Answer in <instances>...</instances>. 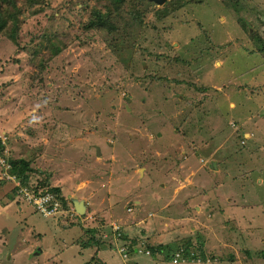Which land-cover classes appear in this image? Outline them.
Listing matches in <instances>:
<instances>
[{"label":"rangeland","instance_id":"1","mask_svg":"<svg viewBox=\"0 0 264 264\" xmlns=\"http://www.w3.org/2000/svg\"><path fill=\"white\" fill-rule=\"evenodd\" d=\"M53 1L65 0H16L20 36L0 31V264L152 262L115 251L112 240L94 251L95 237L117 225L162 243L152 257L161 264L174 240L214 232L227 249L205 251L201 241L206 264H264V0H80L82 21L93 9L112 19V29L94 30L75 14L50 25ZM173 56L178 63L163 68ZM156 74L177 107L165 111L161 89L149 90ZM9 158L29 161V186ZM36 185L58 203L63 196L69 220L27 205ZM72 198L84 201L83 214Z\"/></svg>","mask_w":264,"mask_h":264},{"label":"trees","instance_id":"2","mask_svg":"<svg viewBox=\"0 0 264 264\" xmlns=\"http://www.w3.org/2000/svg\"><path fill=\"white\" fill-rule=\"evenodd\" d=\"M79 1L80 0H65L64 2L63 1H61V2L53 1L52 3L47 4L49 6L50 12L46 15H48V16L54 15L55 16L54 19H51L50 17L47 16L48 18H50V20H49L50 25H52L54 21H58V22L61 21V19H59L60 16L64 17L66 20H68L69 23H71V21L65 15L75 14L76 12L73 10V7ZM111 1L113 4L116 3V5L119 7L122 4V2H124L125 0H111ZM57 4H60L61 8L63 7V10H64L63 14L60 11L61 8L56 9L57 13H55V14L51 13V10L55 11ZM86 7L88 9H90L88 7V5H86ZM75 15L77 17H76V20L73 19V22L81 24V26L84 30H90V29L94 30L97 27L98 28L112 29L114 27L112 25V19H111V21L109 20L107 13H102L100 10H97V9H93L91 12H89V16H87L86 20H84V21L81 20V15H79V14H75ZM131 17H133V19L136 20L135 15L131 16ZM18 19H19V14H18V10H17L16 0H0V31H2L5 28L8 29L6 31V36L9 37L12 41L15 38L14 42H16V37L18 36V33L20 36V32H19L20 25H19ZM137 21L139 22V20H137ZM91 33H94V31H92ZM48 34H49V37L54 36L53 33H48ZM46 36H47V34H46ZM86 37L88 38L89 34H87ZM58 38H59V35L57 33L56 34V40H58ZM48 40L51 42L50 39H48ZM60 40H61V38H60ZM65 40L66 39L62 40L60 46L59 45L55 46L52 50L53 52H51V51L50 52L53 53L54 55L58 54L60 52V50L63 49L64 46L66 47ZM85 41H87V40H85ZM176 58H177V56H173L170 59L171 60L170 62L166 61L164 63L163 68L171 67L174 64L178 63ZM144 61H145V64L148 65V67H149L150 62H148L146 60H144ZM167 83H168V79L166 77L158 76V74H156V76H154L153 82L151 84H149V90L158 89V88L161 89L162 98H161L159 105L161 107H163L165 111L167 109H173V108L177 107L178 103L180 102L179 100H181V99H178L176 96H174V97H168L167 96V92H166L165 88L167 87V88H170V90H171V87L169 85H167ZM184 83H186V80L183 78H180V79H177L176 81H174L173 89L176 91V93H178L180 91V87ZM183 90L185 91V93H191L193 91L189 88H184ZM204 95H207V93H205ZM183 100L188 101L189 99L184 98ZM201 117L203 120V116H201ZM216 119H218V118H216ZM178 122L177 121L172 122V125H175ZM197 122H200L199 118L197 119ZM189 124H190V122H187V125H189ZM193 128H194V126H192V129ZM178 132H176L175 135H178ZM179 135H181V134L179 133ZM184 137L189 138L186 134ZM220 137H221V135H220ZM177 140L178 139H176V141ZM209 142H210V140H209ZM215 144H216L215 142H214V144H212V142H211L210 147H214ZM3 149H4V146L1 144V141H0V154L3 151ZM7 162H8L9 167L11 168L12 173H15L14 177L16 179H18V178L21 179L20 182H21L22 187H25L27 185L29 186L28 180H29L30 172L32 171V168L30 167L29 161L25 160L24 158H19V159H12V158L10 159L9 158V159H7ZM28 171H30V172L28 173ZM262 176H263V174L260 173V177H262ZM41 185L43 186V185H45V183L41 182ZM35 187H36V189L32 191V195L39 196L40 194L37 193V190H38L37 185ZM38 187H40V186H38ZM253 187L255 189H257L256 184L253 185ZM16 191H17V187H16ZM49 191L54 192L55 194L60 193V189L58 187H52L49 189ZM46 193H49V192H46ZM59 200L62 202L63 207H65V200H64L63 196H61ZM27 205L29 206L30 204H27ZM32 208L34 210H36L34 207H32ZM39 213L41 215H43L42 212H39ZM131 221L134 222L133 220H131ZM123 227H124V231L121 232V229ZM123 227L122 228L119 227L118 232H117V238H119L121 241H123L126 244L127 249H129V250L132 249V253L141 252V253L148 255L149 257L152 258V257H154L155 254L157 255V254H161L163 252L164 247L161 246L160 244H157V246H154V247H152L150 245V243L148 242V235L146 233L144 235L143 234L142 235L136 234L135 233L136 231H133L132 227H128V226H123ZM94 232H95V229L91 230L92 234ZM181 239H179V240H181ZM197 240H198V242H192L191 238L188 237L187 240L181 244H180L181 241H178V240L175 241L174 240L177 247L178 246L179 247H178V249L176 248L173 251V253H171V255L169 254V256L163 254L164 260L167 261V259H168V261L173 262L174 260H179L182 256V260L191 261V262H194V264H205V261H203L205 258V254L203 253V249L201 246L202 240H199V239H197ZM75 241H80V239H77ZM89 241H90V239L86 240V243L88 244V246H89ZM96 241L97 240H94L93 244H98L97 243L98 241L97 242ZM86 243H82V246L87 247ZM96 249H98V248L96 247ZM96 249L94 251H97ZM259 255L264 257L263 252H260Z\"/></svg>","mask_w":264,"mask_h":264},{"label":"clouds","instance_id":"3","mask_svg":"<svg viewBox=\"0 0 264 264\" xmlns=\"http://www.w3.org/2000/svg\"><path fill=\"white\" fill-rule=\"evenodd\" d=\"M18 193L24 194V192H22V191H20ZM39 194H40L39 196H33L29 202H26V201L25 202L27 204H30L32 207H34L38 212H42L45 217L55 218L54 216L63 213V215L58 217L57 219H62V221L69 220L67 213H66L67 212L66 204H65V207H63L62 202L59 200L60 203H58L55 200L54 196L51 195L50 193L41 194V192H40ZM25 196H26V193H25ZM44 197H48L49 199L46 202H44ZM72 199H76V198H72ZM72 199H71V202H72ZM77 200H82V199H77ZM21 201H24V200H21ZM65 203H66V201H65ZM83 204H84V201H83ZM73 206H74V204H73ZM85 209H86V206L84 204V211H85ZM74 210L76 211L75 207H74ZM76 213H78V212L76 211ZM70 223H72V221H70ZM119 227H120L119 225L112 226V229H111L112 234L109 236L106 235L103 239L99 240L97 237H95V240H97V241L99 240V242H100L98 244H94L95 249H96V247L98 248L96 250H99V248L105 247L104 249L106 250L107 243H109L112 240L115 243V247L113 249L117 252H121V253L123 252L126 255L131 254L133 257H135L139 254H142L141 252L132 253V249H130V250L127 249L126 244L123 241H121L119 238H117V232H118ZM117 239H119V240H117ZM75 244H76V246H79L80 241H75ZM83 249H84V247H83ZM181 259H182V256L179 260H174L173 262L169 261L168 264H177L178 262L182 263L180 261Z\"/></svg>","mask_w":264,"mask_h":264},{"label":"crops","instance_id":"4","mask_svg":"<svg viewBox=\"0 0 264 264\" xmlns=\"http://www.w3.org/2000/svg\"><path fill=\"white\" fill-rule=\"evenodd\" d=\"M164 186H167V185H164ZM207 196L209 198H213L216 195H215V192L209 191V193H207ZM203 201L205 202L204 199H203ZM136 202L138 203L137 205L140 206L141 201L139 200ZM206 204H207V206H211L209 201ZM117 207H120V205H118ZM212 210L213 209L208 207V211L212 212ZM0 216H1V213H0ZM140 221L142 222L143 220H140ZM157 221L159 223V219H157ZM201 237H203V235H201ZM201 237L199 238V240L205 241L203 244V246H204L203 248L205 251L209 250V252L213 251L215 253H217V252L224 253L226 251L227 247L224 246V245H226V239L224 237H222L219 232H214L211 237L209 235V236H206L205 239H201ZM81 239L87 240V237H82ZM177 239H179V238H177ZM160 244H162V243H160ZM82 250H84V249H82ZM140 259L144 262V264H157V263L161 264V262H158L157 260H153V258H151V257H150V259L152 262L148 261L147 259L143 258L142 256H140ZM177 264H182V263H177ZM205 264H206V262H205Z\"/></svg>","mask_w":264,"mask_h":264},{"label":"water","instance_id":"5","mask_svg":"<svg viewBox=\"0 0 264 264\" xmlns=\"http://www.w3.org/2000/svg\"><path fill=\"white\" fill-rule=\"evenodd\" d=\"M157 4L163 3L165 0H153ZM72 203L74 204V207L76 211L80 214L84 212V204L82 200L72 199Z\"/></svg>","mask_w":264,"mask_h":264},{"label":"built area","instance_id":"6","mask_svg":"<svg viewBox=\"0 0 264 264\" xmlns=\"http://www.w3.org/2000/svg\"><path fill=\"white\" fill-rule=\"evenodd\" d=\"M49 198L48 197H44V202H46Z\"/></svg>","mask_w":264,"mask_h":264}]
</instances>
